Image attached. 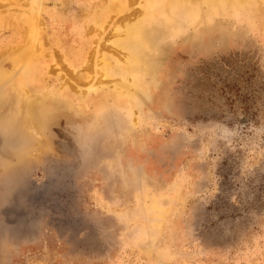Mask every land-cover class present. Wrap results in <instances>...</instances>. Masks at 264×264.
<instances>
[{"label":"rangeland","instance_id":"obj_1","mask_svg":"<svg viewBox=\"0 0 264 264\" xmlns=\"http://www.w3.org/2000/svg\"><path fill=\"white\" fill-rule=\"evenodd\" d=\"M106 1L0 0V264H264V0H212L153 39L128 98L111 33L140 4L98 39ZM30 15L38 72L18 58ZM98 79L86 101L69 88Z\"/></svg>","mask_w":264,"mask_h":264},{"label":"bare ground","instance_id":"obj_2","mask_svg":"<svg viewBox=\"0 0 264 264\" xmlns=\"http://www.w3.org/2000/svg\"><path fill=\"white\" fill-rule=\"evenodd\" d=\"M32 1L33 0H31V2ZM133 1L134 0H107L106 6H104L105 5L104 2L103 3L99 2L96 4V5L99 4L98 5L99 7L95 8L94 12L91 13L92 18L90 20L95 23H98L99 25L100 30H98L99 32L96 31L98 32L97 33L98 39L102 38V35L105 31L104 24L102 23L105 22L108 18L110 19V21H112L113 18H110V17H114L116 13L125 10L127 8V5ZM211 1L212 0H209V1L208 0H139L138 3L140 4L139 6L140 8L135 13H133V16L127 13L121 16L120 22L123 23L122 25L120 26L118 25L116 27L112 26L113 27L112 31L114 32L111 33L112 34L111 37L115 36V39H113L110 42L113 45V47L111 48L112 49L114 48L112 51L114 50L116 51L117 49L116 51L117 54L118 53L123 54V56L121 57V60L116 59V58L113 60L115 62L113 70H116L117 78L116 79L112 78L113 75L111 73L113 71H112V68L109 66L110 62H108L107 60L105 51L100 53L101 65L98 63L100 65L99 66L100 77L106 78V79L112 78L111 79V81L113 80L112 89H116L118 92H122L126 98L131 97L133 93L137 92L138 88L143 87L145 76L149 74V72L151 71L153 67L152 64H148L146 59L148 58L149 54L154 53L156 49L158 50V47L161 44V43L158 44L157 42H153V39H155L156 37L170 36L171 34L176 32L177 29L181 27L183 18L186 20H192L198 17L199 8H202L201 6H203V4H208ZM243 1L244 0H233V3L236 5H239ZM31 5H30L31 7H29L30 9H32L34 6L33 4ZM27 17L28 18L25 21V23L27 22L31 25L28 24L29 26L27 25V28H25L26 37L23 43L24 51H22V53L18 55V58H22L21 59L22 65L23 64L28 65V66L30 65L32 66V68H34V71L38 72L39 67L35 62L36 60L35 58H37V56L41 53V48H40L38 40L36 41L38 45L34 46L36 42H34L33 44L34 40L32 41V39L29 38V35L31 37L35 36L34 39H36L37 35H41V31H38L40 29L39 27H38V30L35 28V23H36L34 20L35 17H33L32 15L27 16ZM149 22H150V25H152V23H155L153 28L150 27ZM36 26L38 25L36 24ZM159 27H166V29L161 30L159 29ZM42 29L43 28H41L40 30ZM97 45L98 44H96L93 47V49L91 48L92 51L91 50L90 51L91 52L96 51ZM60 58L63 61L62 56H60ZM81 61H82L81 69H86V68L88 69V66H89L88 58L84 60L85 61L84 65H83V62H84L83 59ZM90 66L92 67L93 65H90ZM75 69L76 71L79 70L77 68ZM75 69L71 68L70 71L73 72L75 71ZM78 73H75L74 75L76 80L79 78ZM137 73L139 74V77H136L134 75ZM0 78H2L3 80H7L5 75L4 77L1 76ZM98 81L99 79L97 80V82ZM104 83L105 82L100 83L99 81V84L96 87H90L88 85H91V84L86 83L87 88L85 92L79 89L75 84L69 85V88L74 91L75 95H80L82 100L86 101L87 95L91 91L96 90L100 85L102 86ZM118 85H119V88H118ZM26 87H23L22 92L26 93L28 89ZM58 100L55 97H52V98H49L47 102L49 104H53V103L58 102ZM29 102L30 101L25 102L26 104L25 105V112H26L25 115L28 117L31 116L30 114L31 113V108H30L31 103L29 104Z\"/></svg>","mask_w":264,"mask_h":264}]
</instances>
